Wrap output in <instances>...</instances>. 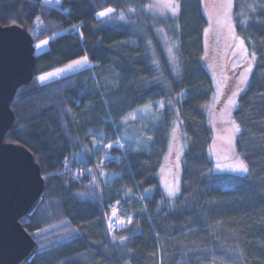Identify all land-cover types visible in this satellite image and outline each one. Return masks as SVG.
Instances as JSON below:
<instances>
[{"label":"trees","instance_id":"1","mask_svg":"<svg viewBox=\"0 0 264 264\" xmlns=\"http://www.w3.org/2000/svg\"><path fill=\"white\" fill-rule=\"evenodd\" d=\"M145 1L62 0L53 8L43 0H0V24L27 30L35 43L66 30L36 54L35 76L81 57L90 62L43 85L34 76L10 104L15 122L5 143L33 154L46 186L41 203L21 220L38 245L29 264H222L221 258L264 264V15L247 7L264 0H233L237 36L257 57L232 114L245 176L214 172L209 157L207 110L215 89L202 64L208 27L202 0H179V15L163 23L176 26V72L141 8ZM108 8L112 14L135 8L127 17L143 20L147 37L103 25L97 14ZM157 101L163 108L156 121L144 128L129 120ZM124 122L138 147L125 143L102 164L96 137L115 143ZM176 122L185 147L179 191L167 198L160 172Z\"/></svg>","mask_w":264,"mask_h":264},{"label":"rangeland","instance_id":"2","mask_svg":"<svg viewBox=\"0 0 264 264\" xmlns=\"http://www.w3.org/2000/svg\"><path fill=\"white\" fill-rule=\"evenodd\" d=\"M157 0H146L141 6L145 13L150 16L151 26L154 27L160 43L164 47L166 56L173 68V71H177L178 67V55L177 54V41H176V26H168L165 23L168 21L167 18L172 16L171 12L164 6L168 0H161V5L158 8H153L149 10L146 5L156 4ZM43 4L53 7L60 8L62 0H43ZM202 7L204 15L207 18L208 27L205 31L204 36V54L202 58V64L206 70L210 73L213 83H214V94L213 99L207 110L208 124L213 133V141L209 151V157L213 162L214 172L216 173H231L238 176H245L248 174L243 172L234 171L233 167L238 161H242L238 153L236 152V140L239 132L233 131V119L234 111L237 108L238 98L247 88L252 71L254 70V63L251 61V53L248 52V57L246 58L243 54L244 49L240 47L239 41L242 40L237 36L234 27L233 18V0L231 8L228 7V0H202ZM123 14L124 19H120V14L110 13L108 16L101 17L97 14L99 19H102L103 25L118 26L122 28H132L134 31L140 32L142 36L147 37L146 24L140 19H130L127 16L130 14ZM174 17V16H173ZM41 25L38 24V27ZM38 30V28H37ZM66 33V30H60L49 38L39 40L35 43L36 54L39 55L45 52L49 47V42L56 37ZM47 40V44H41V41ZM175 43L176 46L173 47ZM40 45V47H37ZM172 47V52L169 53L168 49ZM244 47L245 43H244ZM82 58V57H81ZM79 58V59H81ZM78 60V59H76ZM75 61V60H74ZM73 61L66 63L62 66L55 67L48 71H43L35 76V82L39 85L49 83L51 81L58 80L65 76L71 75V73H76L88 69L90 67V62L83 67H75L72 70L68 69V66ZM249 63H253L252 71L250 74L245 73V68L248 67ZM54 74V75H48ZM246 75L247 84L241 83L240 78ZM41 76H46L44 80H40ZM242 88L238 95L232 96V93L237 91V89ZM235 101V104H230L229 100ZM162 101H157L152 104H147L130 115L129 120H137V122L144 128L149 122L156 121L159 113L163 107ZM135 117L134 119L132 117ZM152 120V121H151ZM179 122H176L173 129H176V138L173 139V129L170 134L169 140V153L166 157L165 163L160 172V181L163 185L165 194L167 198H173L175 196H169L168 190L170 188L178 187L179 177H180V167L179 159L184 150L185 142L179 131ZM135 138V142H134ZM133 130L127 122H124L121 127L120 139L113 144V148L107 149L102 148V137H96L97 147L101 148V153L103 156L102 164L113 157L112 151L118 147L116 144H125L124 148L130 149L139 144L136 140ZM134 143V144H132ZM138 147V146H137ZM120 149V148H119ZM122 149V148H121ZM100 150V149H99ZM105 157H110L105 159ZM102 175L104 180H110L105 172ZM220 262L222 264H234L232 262L226 261V259L221 258ZM214 264V263H212ZM217 264V263H216Z\"/></svg>","mask_w":264,"mask_h":264},{"label":"water","instance_id":"3","mask_svg":"<svg viewBox=\"0 0 264 264\" xmlns=\"http://www.w3.org/2000/svg\"><path fill=\"white\" fill-rule=\"evenodd\" d=\"M35 39L27 30L0 24V264H29L38 245L21 220L45 195L40 165L24 146L5 143L15 115L11 102L21 86L34 79Z\"/></svg>","mask_w":264,"mask_h":264},{"label":"snow or ice","instance_id":"4","mask_svg":"<svg viewBox=\"0 0 264 264\" xmlns=\"http://www.w3.org/2000/svg\"><path fill=\"white\" fill-rule=\"evenodd\" d=\"M160 5H161V0H157L156 4H148V5H146V7L149 10H151L153 8L160 7ZM231 5H232V0H228V7L231 8ZM164 6L171 12L172 16H178L179 15V12H180V2H179V0H168V2ZM247 7L254 14L259 12L260 15H264V3L249 4ZM128 11L131 12V13H135L136 9L135 8H129ZM113 12H115V9L108 8V9H105L104 11L99 12L98 15L101 16V17H105V16H108L110 13H113ZM120 19H124L123 14H120ZM47 43H48L47 40L41 41V44H47ZM239 45H240L241 48L244 49L243 54L247 58L248 57V51H247V48L244 47V40H240L239 41ZM174 46H176L175 43L173 44V47ZM37 47H40V45H37ZM168 51H169V53H171L172 52V47H169ZM256 60H257L256 53L253 51L252 54H251V61L255 62ZM87 63H88V57L85 56V57H82L81 59L73 61L68 66V69H64V70H61V71L72 70V69H74L75 67H78V66L79 67H83ZM252 67H253V63H249L248 67L245 68V70H244L245 73L250 74L251 71H252ZM178 70H179V68L177 67V71ZM48 75H54V74H48ZM46 78H47L46 76H41L40 80H44ZM240 80H241V83H244L245 85L247 84V76L246 75H243L240 78ZM240 91H243V89L238 87L237 91L232 93V96L238 95ZM229 103L234 105L235 101L230 99ZM161 107H163L162 104H161ZM132 118L134 119L135 117L133 116ZM233 131L237 132V133L240 132L239 126L235 125L234 122H233ZM175 138H176V129H173V139H175ZM149 139H150V137H149ZM101 147L102 148L111 149V148H113V144H111V143L106 144V145L102 144ZM115 147L123 148V144H119L118 143V144L115 145ZM109 158L110 157H105V159H109ZM233 170L234 171H238V172H243V173H247L249 171L247 164L245 162H243V161H238L237 164L233 167ZM103 174L104 173L101 172V175H103ZM177 191H179L178 187L170 188L168 190V195L169 196H175ZM112 211H113V215H115L116 209L114 208ZM120 223L123 224L124 221L121 220ZM128 223H131V219L130 218L128 220ZM109 227H111V222H109Z\"/></svg>","mask_w":264,"mask_h":264},{"label":"built area","instance_id":"5","mask_svg":"<svg viewBox=\"0 0 264 264\" xmlns=\"http://www.w3.org/2000/svg\"><path fill=\"white\" fill-rule=\"evenodd\" d=\"M79 26L81 27L82 24H77V25L75 26V29H76V30H77V29H80ZM111 225H112V229H116V228H117V223H116V222H113Z\"/></svg>","mask_w":264,"mask_h":264}]
</instances>
